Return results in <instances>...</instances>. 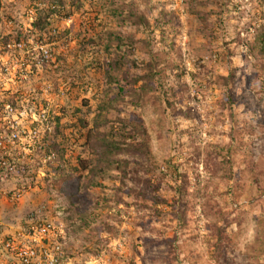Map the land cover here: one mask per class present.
Segmentation results:
<instances>
[{"label":"rangeland","instance_id":"rangeland-1","mask_svg":"<svg viewBox=\"0 0 264 264\" xmlns=\"http://www.w3.org/2000/svg\"><path fill=\"white\" fill-rule=\"evenodd\" d=\"M0 264H264V0H0Z\"/></svg>","mask_w":264,"mask_h":264},{"label":"trees","instance_id":"trees-1","mask_svg":"<svg viewBox=\"0 0 264 264\" xmlns=\"http://www.w3.org/2000/svg\"><path fill=\"white\" fill-rule=\"evenodd\" d=\"M34 25L37 26V27H40V28L43 27V24L40 23V20H37L36 22H34ZM16 39H18V38H16ZM53 146H54V144L52 143V144H51V147H53Z\"/></svg>","mask_w":264,"mask_h":264}]
</instances>
